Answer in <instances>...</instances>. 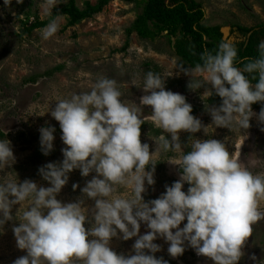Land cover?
<instances>
[{
	"label": "clouds",
	"instance_id": "1",
	"mask_svg": "<svg viewBox=\"0 0 264 264\" xmlns=\"http://www.w3.org/2000/svg\"><path fill=\"white\" fill-rule=\"evenodd\" d=\"M57 5L59 0H43L44 14L53 13ZM61 20V14L54 15L41 30L44 40L55 36ZM258 50L259 58L248 62L243 72L234 66L237 48L228 42L221 43L215 54L204 53L203 63L194 69H179L191 78L188 87L192 91L206 83L211 87L202 96L222 99L219 107L209 109L216 128L246 131L257 117L252 105L264 103V41ZM244 73L257 74L252 79L258 76V82L253 84ZM165 82L149 71L144 79L146 94L139 99L140 105L150 107L155 125L168 134L154 140L155 151L141 142L144 120L140 107L121 99L114 79L101 77L90 91L56 102L51 116L59 122L66 147L62 162L39 169L50 186L33 180L17 182L9 174L0 182V228L14 219V206H20L17 214L23 209L22 219L12 231L17 247L27 255L14 264H168L155 255L161 251L155 243L158 237L168 242L167 251L173 258L184 254L187 243L213 264H240L252 225L264 219L260 210L264 173L247 170L216 139L191 138L190 151L185 153L180 133L193 136L203 130L207 135L208 127L192 115L193 108L183 95L166 90ZM258 120L264 124V108ZM39 132L41 151L47 156L54 151L56 129L42 127ZM168 151L183 153L179 163H169L180 167V178L166 186L158 199L145 202L146 185L156 183V159ZM15 162L11 142L0 140V172ZM77 169L83 177L96 175L80 189L82 198L62 203L57 196ZM185 183L190 185L187 193ZM118 187L130 190L131 198L117 195ZM77 188L74 184L73 190ZM85 200L94 201L90 219L85 214ZM141 223L149 229L144 235L140 234ZM120 238H135L134 254L125 256L112 249V240Z\"/></svg>",
	"mask_w": 264,
	"mask_h": 264
},
{
	"label": "rangeland",
	"instance_id": "2",
	"mask_svg": "<svg viewBox=\"0 0 264 264\" xmlns=\"http://www.w3.org/2000/svg\"><path fill=\"white\" fill-rule=\"evenodd\" d=\"M100 0H59L53 13L45 15L43 0H0V140H9L16 157L12 167L0 172V182L8 178L21 183L33 180L38 185L48 187V183L39 174V169L48 163H60L64 157L62 150L66 147L61 139L62 131L59 122L51 116L56 102L68 99L74 93L90 91L101 77L117 81L122 93L121 99L129 104L140 107V115L144 120L141 127V142L147 143L151 151H155L160 136L167 137L161 128L152 120L150 107L140 105L139 99L146 93L143 91L146 74L151 71L166 79V90L179 93L192 106V115L200 119L206 132L192 134L180 133L181 144L185 153L190 151L187 145L191 138L201 141L216 139L225 143L229 152L234 154L238 162L253 174L264 173V124L258 120V114L264 103L252 105L257 114L251 120V127L242 130L233 127L216 128L210 115L211 107H219L222 99L218 96H202L208 84L192 91L188 85L191 78L179 71L178 64L183 57L178 55L179 41H188L191 48L194 44V25L189 24L187 17L173 32H159L156 38L148 39L136 28L135 23L150 6V0H105L106 6L91 18L72 24L69 16L61 15L62 20L54 37L44 40L41 35L43 28L29 31L37 22H50L54 15L71 10L73 6L80 11L88 5H96ZM202 9V24L208 27H220L224 30V39L237 48L245 42L249 34L244 36L239 28L258 30L264 25V0H192ZM169 11L175 10L167 0ZM161 22L149 19L148 28L155 32ZM227 30V31H226ZM142 34V35H141ZM259 44L264 38H255ZM254 41V42H255ZM255 42V43H256ZM189 69H194L189 66ZM241 70V69H240ZM242 71V70H241ZM196 79L203 81L197 75ZM135 81V86L133 85ZM42 127H54V151L45 156L41 151L40 132ZM170 138V137H169ZM183 153L161 152L156 159L155 185L147 186L144 194L145 202L158 199L179 180L181 169L178 165ZM95 173L83 177L80 170L69 174V182L57 196L62 203L77 202L82 198V189ZM79 188L73 190V185ZM190 185L185 183L187 193ZM117 195L131 198L132 193L122 187L117 188ZM27 207V204L24 206ZM13 207L14 219L0 228V264H14V261L27 255L17 247L12 231L22 219L23 209ZM85 214L91 218L94 201L85 200ZM264 212V201L260 204ZM187 221H185L186 223ZM86 228L90 225H85ZM183 224L181 225V228ZM252 235L244 247L245 256L240 264H264V219L252 225ZM149 229L141 223L140 234ZM133 240L113 239L112 249L117 254L128 256L133 253ZM161 251L155 253L168 264H213L206 257L197 255L189 245L180 257L173 258L168 254L169 244L163 238L155 241ZM151 254V253H149ZM252 256L256 260L251 259ZM75 264H82L76 261Z\"/></svg>",
	"mask_w": 264,
	"mask_h": 264
},
{
	"label": "trees",
	"instance_id": "3",
	"mask_svg": "<svg viewBox=\"0 0 264 264\" xmlns=\"http://www.w3.org/2000/svg\"><path fill=\"white\" fill-rule=\"evenodd\" d=\"M172 6H175V10L169 11L166 5L167 0H150V6L146 9L143 16L139 19L138 23H135L134 29L136 28L140 33H142L148 39H154L159 32L168 30L173 32L175 28L183 23V17H187L189 24L194 25L196 30L194 36V44L191 48L188 41H179L178 55L183 57L184 61L178 64L179 69L181 66L183 68L189 69V66L195 68L197 65H201L203 61L201 56L206 52H211L215 54L219 50L221 43L226 42L224 39L222 29L220 27H208L202 24L203 14L200 5L196 4L192 0H169ZM105 0H100L94 6L88 5L83 11L78 10L73 6L71 10L61 12V15L69 16L72 20V24L93 17L94 15L100 13L102 9L106 6ZM149 19H155L162 23V25H157V31H151L146 22ZM49 22H37L33 24L29 31L44 28ZM239 31L244 35H250L248 40L237 45L238 55L234 66L238 67L243 72V67L250 61H254L259 58L258 43L255 38H264V25H262L258 30H248L242 27ZM141 34V35H142ZM256 43H255V42ZM251 80L253 84L258 82L257 79H252L253 76L257 75L244 73Z\"/></svg>",
	"mask_w": 264,
	"mask_h": 264
},
{
	"label": "water",
	"instance_id": "4",
	"mask_svg": "<svg viewBox=\"0 0 264 264\" xmlns=\"http://www.w3.org/2000/svg\"><path fill=\"white\" fill-rule=\"evenodd\" d=\"M226 31H227V30H226ZM222 33H223V35L226 36V34H227L228 32L225 33V31L223 30ZM225 36H224V37H225Z\"/></svg>",
	"mask_w": 264,
	"mask_h": 264
}]
</instances>
